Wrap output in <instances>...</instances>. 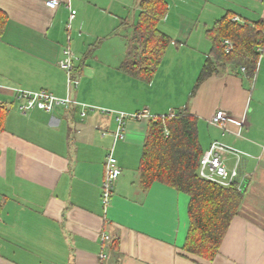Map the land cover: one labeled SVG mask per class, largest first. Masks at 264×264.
I'll use <instances>...</instances> for the list:
<instances>
[{"label": "crops", "instance_id": "obj_1", "mask_svg": "<svg viewBox=\"0 0 264 264\" xmlns=\"http://www.w3.org/2000/svg\"><path fill=\"white\" fill-rule=\"evenodd\" d=\"M142 0H72L56 10L45 0H0L8 21L0 35V102L9 108L0 132V264H264V51L253 88L241 67L227 65L192 94L212 50L207 34L232 12L239 20L264 19L262 0H168L158 26L172 38L150 83L121 68ZM124 43V44H123ZM75 53L80 83L68 91L59 66L63 49ZM16 88L45 89L95 106H59L23 113ZM187 107L199 118L204 151L214 140L244 151L239 179L245 197L220 250L206 260L184 250L190 197L162 182L139 183V163L152 117ZM110 112H102L101 109ZM218 110L246 124H210ZM129 119L115 139L117 113ZM121 167L111 204L101 185L106 155ZM235 162L228 159V168ZM109 239L102 241V235ZM104 252L103 259L100 254Z\"/></svg>", "mask_w": 264, "mask_h": 264}, {"label": "trees", "instance_id": "obj_2", "mask_svg": "<svg viewBox=\"0 0 264 264\" xmlns=\"http://www.w3.org/2000/svg\"><path fill=\"white\" fill-rule=\"evenodd\" d=\"M142 11L133 35L127 42L126 58L121 68L132 76L150 83L172 43L169 34L158 24L169 11L168 0H142ZM229 12L208 28L212 50L207 58L191 95L203 81L213 75H222L227 65L246 68L251 83L264 51V19L239 20ZM8 21L0 9V35ZM223 39H231L234 47L226 52ZM9 108L0 102V132L4 129ZM204 153L200 141L199 118L187 107L151 118L148 135L139 163V183L149 189L158 181L189 195V230L184 250L206 260L218 254L234 217L239 213L245 197V188L239 181L228 186L204 179L199 174L200 159ZM2 204H0V213Z\"/></svg>", "mask_w": 264, "mask_h": 264}, {"label": "built area", "instance_id": "obj_3", "mask_svg": "<svg viewBox=\"0 0 264 264\" xmlns=\"http://www.w3.org/2000/svg\"><path fill=\"white\" fill-rule=\"evenodd\" d=\"M264 2V0H262ZM45 4L50 9L56 10L60 5L64 4L69 9V20L67 22V28H72V22L75 18V14L72 10V0H45ZM237 19V18H235ZM222 43L226 52H230L234 47V42L231 39H223ZM263 47L260 48L263 51ZM63 58L59 61V66L64 69L68 77V91L79 86V79L74 75V60L76 58L73 49L70 46H66L63 49ZM243 72H246V68L241 67ZM254 80L251 82L253 88ZM17 97L20 99V110L23 113L30 112L34 109L45 110L47 112H53L57 107L63 106L69 108L71 106H82V116L87 114V108H95V106H89L88 104L75 100L70 94L65 97H60L54 93L45 90H28L16 88L14 90ZM102 112H110L108 109L102 108ZM117 113V129L115 132V139L124 138L125 126L129 119H142L149 114L146 111H140L135 113H127L124 111H118ZM171 113L170 115H173ZM153 118V117H152ZM210 124L223 129L227 128L228 122H233L239 126L241 133V127L246 124V116L240 120H236L228 115L224 110H218L217 113L209 120ZM247 155L244 151L234 147L233 145L224 143L219 140L211 142L210 146L204 151L199 165V174L202 178L216 182L223 186H228L235 181H239L238 188L244 190L245 181L239 179V167L242 156ZM230 157L235 158V162L231 169L228 168V159ZM121 167L118 164V160L114 155V150L111 149L106 155L104 178L101 185V202L104 210H107L111 204L112 196L114 193V187L117 179L121 174ZM109 235H102V241L109 239ZM101 258H105L106 254L102 252Z\"/></svg>", "mask_w": 264, "mask_h": 264}, {"label": "rangeland", "instance_id": "obj_4", "mask_svg": "<svg viewBox=\"0 0 264 264\" xmlns=\"http://www.w3.org/2000/svg\"><path fill=\"white\" fill-rule=\"evenodd\" d=\"M121 33H128V35L130 36L132 33H133V30H131V28H128V29H126L125 27L124 28H122L121 29V31H120ZM124 44V43H123ZM251 88H252V86H251Z\"/></svg>", "mask_w": 264, "mask_h": 264}]
</instances>
